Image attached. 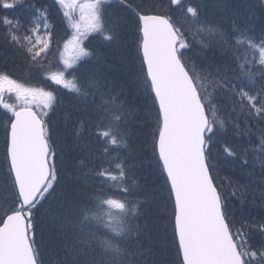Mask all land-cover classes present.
<instances>
[{
  "label": "snow or ice",
  "instance_id": "obj_1",
  "mask_svg": "<svg viewBox=\"0 0 264 264\" xmlns=\"http://www.w3.org/2000/svg\"><path fill=\"white\" fill-rule=\"evenodd\" d=\"M24 4L25 0H0L2 9ZM54 4L64 10L65 18L75 21L71 12L79 7L78 0H54ZM113 4L124 8L127 17L117 15L109 21L108 12ZM260 6L264 10V0H260ZM27 7L33 15L28 26L19 19L3 17L5 43L44 72L52 84L78 96L99 94L103 100L94 105L95 115L104 125L102 129L97 126L95 135L109 166L100 164L93 171L95 179H85L74 214L65 225L74 242L72 259L64 264H157L155 246L161 243V237L134 222L145 213L144 197L123 184L128 175L126 166L118 154L110 155L112 148L127 147L122 127L124 104L107 82L96 80L87 87L81 85L75 75V61L64 60V67L54 71L45 68L41 61L54 54L55 32L46 7ZM84 7L90 9L88 23L73 22L74 32L65 45H71L79 58L93 55L87 46L81 47L88 33H98L108 42L119 40L129 26L138 34L143 86L155 111L152 150L171 205L169 224L176 251L175 259L168 264H264V219L254 226L235 216L231 201L243 198L246 187L223 178L222 165L213 153L225 124L216 118L208 91L211 87L220 94L217 101L227 98L230 111L239 109L249 121L258 117L257 123L264 126V31L255 36L251 29L235 24L231 33L207 28L206 24L201 26L199 31L217 33L219 38L203 45L211 55H205L196 66L189 63L193 45L172 16L148 14L139 6L133 7L130 0H93ZM167 9L184 12L199 23L198 8L184 0H167ZM80 11L84 20V9ZM55 43L58 51L59 41ZM245 44L252 56H245L241 63L239 46ZM5 93H14L18 99L39 95L45 101L43 109L51 108L55 95L41 88L25 87L10 75H0V107L6 120L4 159L0 162V264H43L39 249L34 247L33 216L51 196L57 181V149L44 120L47 111L16 108L4 100ZM233 126L239 129V122ZM260 145L264 151V134ZM224 152L248 164L246 155L234 148L225 147ZM261 171L264 173V168ZM117 180L121 181V199L108 194L115 186L111 182ZM254 230L258 242L253 240Z\"/></svg>",
  "mask_w": 264,
  "mask_h": 264
},
{
  "label": "trees",
  "instance_id": "obj_2",
  "mask_svg": "<svg viewBox=\"0 0 264 264\" xmlns=\"http://www.w3.org/2000/svg\"><path fill=\"white\" fill-rule=\"evenodd\" d=\"M130 2L133 7L139 6L148 14L163 13L172 16L174 22L186 31L187 38L193 45L189 63L196 66L203 62L205 55H211L203 49V45L219 38L217 33L199 31L201 26L206 24L207 28L231 33L232 25L235 24L243 29H251L255 36H260L264 31V10L261 9L260 0H184L185 4H192L198 8L199 23H194L184 12L168 11L167 0H130ZM31 4L48 9L49 23L55 32L54 54L48 55L41 62L45 68L52 71L64 67L59 55L69 39L70 31L62 10L54 4V0H25L23 6L15 9L0 8V75H10L25 87L41 88L52 91L55 95V100L47 110L48 114L44 116V120L48 134L57 149L55 160L57 181L51 190V196L46 202H42L43 207L34 213L32 234L35 240L34 247L39 249L43 264H64L65 260L72 259L71 247L74 242L72 232L65 225L74 214L73 209L80 198L85 179L89 182L94 180L93 171L100 164L109 166L108 158L103 154V146L95 135L97 126L102 129L104 125L97 119L94 105L102 104L103 100L99 94L95 97L78 96L62 86L52 84L45 78L44 72L32 66L24 55L5 43L3 17L6 15L8 18L19 19L23 25L28 26L33 18L27 7ZM114 5L119 11H126L118 4ZM23 34L24 29H21L20 35ZM239 38L244 39L242 36ZM98 39H103L98 33L87 35L83 47L87 46V50L90 51V44ZM235 39L236 37H233V43ZM56 41H59L58 51H56ZM246 45L239 46L241 63L244 62L245 56L249 57ZM93 58L78 60L74 64L75 75L84 87L90 82L99 80L102 83L107 82L113 92L119 95V100L124 104L125 109L122 127L125 131L124 143L127 147L112 148L110 155L118 154V159L126 166L128 175L123 184L131 187L138 196L144 197L143 207L150 212H158L160 209L148 205V200L164 205L169 202L168 190L153 155L152 132L155 129V111L152 108L151 97L144 90L139 54L136 60L128 59L126 56L122 60H113L114 73L103 70ZM124 59L134 64L131 66L129 63L131 69L130 67L128 70L125 69V64L118 65V62L121 63ZM68 79H72V76H68ZM131 81L135 83H130ZM208 91L216 108V118L225 124L224 130L216 139L213 153L222 165L223 178L226 181L228 179L238 181L246 187L243 198L237 197L231 201L233 212L238 219L250 221L255 226L264 219V178H262L264 173L261 171L264 168V164L261 163L264 161V151L260 150L262 147L260 137L264 134V126L257 123L258 117L249 121L239 109L230 111L231 105L227 102V98L221 97L217 101L220 94L211 87ZM4 100L16 108L30 107L37 112L40 111L35 107L36 105L27 101L25 103L23 98L18 99L15 94L4 96ZM236 121L239 122V129L233 126ZM5 123L4 110L0 107V162L4 159ZM225 147L234 148L242 156L246 155L248 164L244 165L240 159L227 156L224 152ZM111 167L114 169V164ZM84 173H88V176L85 177ZM111 183L115 186L108 190L109 196L121 199L122 193L119 188L121 181ZM106 208L107 206H104V210ZM253 240L259 241L255 230ZM172 251H176L175 245L173 248L167 245L164 251L162 249V256L158 260L155 249L157 264H168L172 260L170 255Z\"/></svg>",
  "mask_w": 264,
  "mask_h": 264
},
{
  "label": "rangeland",
  "instance_id": "obj_3",
  "mask_svg": "<svg viewBox=\"0 0 264 264\" xmlns=\"http://www.w3.org/2000/svg\"><path fill=\"white\" fill-rule=\"evenodd\" d=\"M93 1L90 2H84L82 4L79 5V7H77L74 11L71 12V14L75 17V21H70L66 18L67 23H68V28H69V39L66 41V44H68V41L71 39V36L74 32V29L72 28V23L73 22H80L82 25H86L88 23V16H89V12L90 9L84 7V5L88 4V3H92ZM80 8H83V15H84V20H81V11ZM150 8V6H149ZM152 8V7H151ZM64 10H62L63 12ZM121 13V15L119 14ZM124 16L127 17L128 13L127 11H119L117 9V7L114 5L110 6L109 12H108V20L111 21V19L114 16ZM94 33V32H92ZM92 33H88L92 34ZM84 41V40H83ZM65 44V45H66ZM65 45L62 47L61 53H60V61L62 63V66H64L63 61L64 60H68L70 62L75 61L74 64L77 63L78 60H80L81 58L78 57V53L76 50L73 49V47L71 45H69L67 48H65ZM81 47H83V42ZM246 48L249 51V57L252 56V50L248 48V46L246 45ZM90 52L93 53V55L91 57H94L93 59H95V63L100 66L103 70H106V72H113L114 73V67L112 61L113 60H122L125 56L128 59H133L136 60L137 59V52H138V34L137 31L134 27H126L123 31H122V35L121 38L115 42H108L105 41L103 39L101 40H97L93 43L90 44ZM123 60L121 63L118 62V65H123L126 67L125 69H131V66L134 65L130 60ZM129 63L131 66H129ZM138 76V75H137ZM130 83H135V81H131ZM134 85V84H133ZM5 88H7V85H5ZM6 95H14V93H5ZM23 100L27 102H29V104H34L36 105L35 107L38 109L39 112L43 111H47L48 109H43V104H44V99L42 97H40L39 95L32 97L29 96L26 99L23 98ZM152 122V121H151ZM115 170V168L113 169ZM148 205H153L155 208L160 209V211H155L150 212L147 208L143 207L145 209V213L140 215L134 222L139 224L141 226V228L147 232H151L154 235H159L161 237V243L157 244L155 246L156 252H157V259L159 260V258H161L162 256V249L164 251V249L167 248V245H169V247L174 246V244L172 243V229L171 226L169 224V218H170V213H171V205L168 203H165L164 205H162V203H154L152 200H148ZM161 207V208H160ZM108 209L106 208L105 211H107ZM171 258L172 260L175 259V252L172 251L170 252Z\"/></svg>",
  "mask_w": 264,
  "mask_h": 264
},
{
  "label": "water",
  "instance_id": "obj_4",
  "mask_svg": "<svg viewBox=\"0 0 264 264\" xmlns=\"http://www.w3.org/2000/svg\"><path fill=\"white\" fill-rule=\"evenodd\" d=\"M85 1H93V0H78V4L85 2ZM33 110V109H32ZM34 111V110H33Z\"/></svg>",
  "mask_w": 264,
  "mask_h": 264
}]
</instances>
